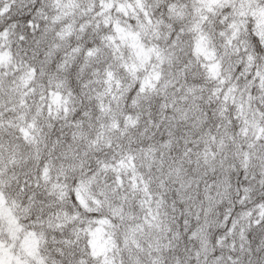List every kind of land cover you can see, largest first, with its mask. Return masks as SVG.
<instances>
[{"label":"clouds","instance_id":"1","mask_svg":"<svg viewBox=\"0 0 264 264\" xmlns=\"http://www.w3.org/2000/svg\"><path fill=\"white\" fill-rule=\"evenodd\" d=\"M0 264H264V0H0Z\"/></svg>","mask_w":264,"mask_h":264}]
</instances>
